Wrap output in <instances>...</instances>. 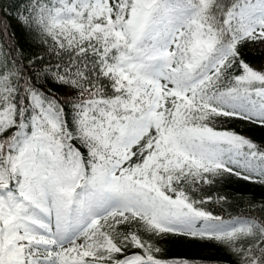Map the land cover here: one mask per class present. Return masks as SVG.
I'll use <instances>...</instances> for the list:
<instances>
[{"label": "snow or ice", "instance_id": "obj_1", "mask_svg": "<svg viewBox=\"0 0 264 264\" xmlns=\"http://www.w3.org/2000/svg\"><path fill=\"white\" fill-rule=\"evenodd\" d=\"M0 264H192L168 236L264 264V0H22L0 9ZM255 211L256 206L252 205Z\"/></svg>", "mask_w": 264, "mask_h": 264}, {"label": "trees", "instance_id": "obj_2", "mask_svg": "<svg viewBox=\"0 0 264 264\" xmlns=\"http://www.w3.org/2000/svg\"><path fill=\"white\" fill-rule=\"evenodd\" d=\"M22 3V0H0V9H7L11 14L7 17V22L11 23L12 29L16 31L17 39L25 44L26 48L31 45L30 51L41 54V48L32 43L31 37L27 36L11 16L16 14V5ZM5 19L4 14L0 13V20ZM246 60L251 64H259L263 61L260 53L251 52L244 48ZM238 132L247 135L257 144H264V128L259 126H241L235 125ZM213 191L219 192L228 197V202L223 206L210 204L207 207L215 215H220L224 219L239 216H256L259 212V206L264 203V185L253 184L248 181L239 180L236 177H226L223 182L218 183ZM252 205L256 206L255 211ZM159 246L164 250L161 254L163 258L171 259L180 257L188 259L192 264H234L233 258L221 247L210 242H193L189 238L178 236H168L162 240ZM223 251L227 256L218 254Z\"/></svg>", "mask_w": 264, "mask_h": 264}, {"label": "rangeland", "instance_id": "obj_3", "mask_svg": "<svg viewBox=\"0 0 264 264\" xmlns=\"http://www.w3.org/2000/svg\"><path fill=\"white\" fill-rule=\"evenodd\" d=\"M248 50L251 51V52L260 53L263 56V61L261 63H259V64H253L252 65L253 67L259 68L262 64H264V52H261L259 49H253V48H248ZM218 254L227 256L226 253L223 252V251H219Z\"/></svg>", "mask_w": 264, "mask_h": 264}]
</instances>
